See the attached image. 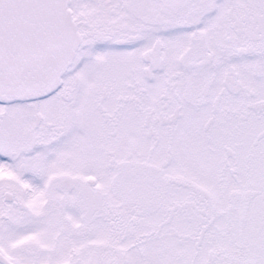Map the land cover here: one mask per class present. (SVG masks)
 <instances>
[{"label": "snow or ice", "instance_id": "6c2138e0", "mask_svg": "<svg viewBox=\"0 0 264 264\" xmlns=\"http://www.w3.org/2000/svg\"><path fill=\"white\" fill-rule=\"evenodd\" d=\"M0 264H264V0H0Z\"/></svg>", "mask_w": 264, "mask_h": 264}]
</instances>
